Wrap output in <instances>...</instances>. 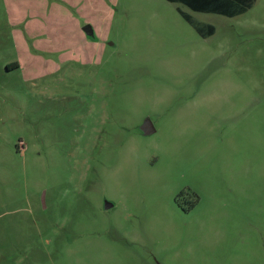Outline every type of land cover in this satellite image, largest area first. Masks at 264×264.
Returning a JSON list of instances; mask_svg holds the SVG:
<instances>
[{
	"label": "rangeland",
	"instance_id": "1",
	"mask_svg": "<svg viewBox=\"0 0 264 264\" xmlns=\"http://www.w3.org/2000/svg\"><path fill=\"white\" fill-rule=\"evenodd\" d=\"M0 264H264V0H0Z\"/></svg>",
	"mask_w": 264,
	"mask_h": 264
},
{
	"label": "trees",
	"instance_id": "2",
	"mask_svg": "<svg viewBox=\"0 0 264 264\" xmlns=\"http://www.w3.org/2000/svg\"><path fill=\"white\" fill-rule=\"evenodd\" d=\"M172 3H181L189 7L191 10L199 13H212L227 17H236L245 13L251 8L257 0H168ZM183 18L190 23L197 32L203 37L211 36L216 32L213 25L201 26L194 21V18L183 11H180ZM19 67L18 63H13L7 66L9 70ZM199 197L196 196V202L191 205V209L198 203Z\"/></svg>",
	"mask_w": 264,
	"mask_h": 264
},
{
	"label": "water",
	"instance_id": "3",
	"mask_svg": "<svg viewBox=\"0 0 264 264\" xmlns=\"http://www.w3.org/2000/svg\"><path fill=\"white\" fill-rule=\"evenodd\" d=\"M83 31L87 34V36L89 37H93L94 36V30L92 28V26L90 25H86L84 28H83ZM141 130L142 132L144 133V135H150V134H153L155 132V129L152 125V123L148 120L146 121L142 127H141ZM112 207V204L110 203H107L106 204V208H111Z\"/></svg>",
	"mask_w": 264,
	"mask_h": 264
},
{
	"label": "crops",
	"instance_id": "4",
	"mask_svg": "<svg viewBox=\"0 0 264 264\" xmlns=\"http://www.w3.org/2000/svg\"><path fill=\"white\" fill-rule=\"evenodd\" d=\"M214 34H215V33H214ZM214 34H213V35H214ZM211 36H212V35H211ZM16 63H18V62H16ZM12 64H13V63H12ZM18 64H19V63H18ZM9 65H10V64H9ZM19 67H20V64H19ZM19 67H18V68H19ZM199 202H200V201H198V203L195 205V207H197V205L199 204ZM195 207H194V208H195ZM194 208H193V209H194ZM193 209H192V210H193Z\"/></svg>",
	"mask_w": 264,
	"mask_h": 264
}]
</instances>
